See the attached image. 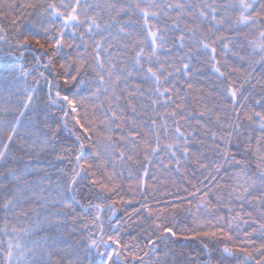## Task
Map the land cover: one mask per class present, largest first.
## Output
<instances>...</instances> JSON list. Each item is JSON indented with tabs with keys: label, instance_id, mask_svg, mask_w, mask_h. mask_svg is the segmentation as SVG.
<instances>
[{
	"label": "snow or ice",
	"instance_id": "snow-or-ice-1",
	"mask_svg": "<svg viewBox=\"0 0 264 264\" xmlns=\"http://www.w3.org/2000/svg\"><path fill=\"white\" fill-rule=\"evenodd\" d=\"M0 264H264V0H0Z\"/></svg>",
	"mask_w": 264,
	"mask_h": 264
}]
</instances>
